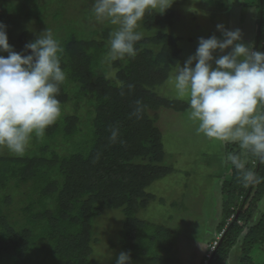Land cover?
I'll use <instances>...</instances> for the list:
<instances>
[{
  "label": "trees",
  "instance_id": "obj_1",
  "mask_svg": "<svg viewBox=\"0 0 264 264\" xmlns=\"http://www.w3.org/2000/svg\"><path fill=\"white\" fill-rule=\"evenodd\" d=\"M249 1L257 11L254 49L264 52V0ZM24 3L15 10L13 0H0L7 34L14 32V11L42 29L51 26L46 16L59 25L70 20L71 27L52 32L63 48L60 60L66 74L57 96L60 117L42 137L33 136L23 157L0 149V264H29L32 251L43 247L49 256L45 264H102L92 257V219L107 207L125 213L122 244L131 264L145 255L160 259L151 247L161 241V248H172L176 232L140 213L158 199L149 187L174 170L165 162L159 110L189 108L187 101L157 90L180 61L176 37L164 31L175 10L146 11L138 26L143 29L136 56L109 62V34L115 26L78 25L79 20L72 22L53 10L42 14L38 1ZM28 32L18 36L15 51H24ZM111 129H118L116 142L110 139ZM228 149L240 151L238 143ZM226 166L230 174L219 190L221 209L207 212L208 222L216 219L209 240L215 248L201 264H227L233 256L240 264H264L251 255L256 247L264 248V181L245 188L233 166ZM248 166L264 177V164L250 159ZM37 260L32 263L42 264Z\"/></svg>",
  "mask_w": 264,
  "mask_h": 264
},
{
  "label": "clouds",
  "instance_id": "obj_2",
  "mask_svg": "<svg viewBox=\"0 0 264 264\" xmlns=\"http://www.w3.org/2000/svg\"><path fill=\"white\" fill-rule=\"evenodd\" d=\"M173 2L93 0L95 20L116 26L109 34L106 59L134 58L135 44L142 38L137 29L146 11L164 13ZM216 27L223 38L200 37L194 55L176 67L170 83L177 98L187 99L189 119L197 122L198 134L225 144L238 143L240 151L227 152L223 162L233 166L246 188L264 181L248 166L250 159L264 164V111L258 108L264 106V52L244 42L241 29ZM62 51L59 40L44 30L17 52L9 43L7 25L0 21V149L23 157L33 136L42 137L60 117L57 96L66 78ZM117 136L118 129H111L110 139L116 142ZM116 264H131L130 253L120 252Z\"/></svg>",
  "mask_w": 264,
  "mask_h": 264
},
{
  "label": "rangeland",
  "instance_id": "obj_3",
  "mask_svg": "<svg viewBox=\"0 0 264 264\" xmlns=\"http://www.w3.org/2000/svg\"><path fill=\"white\" fill-rule=\"evenodd\" d=\"M13 1L12 9L24 8L21 4L25 0ZM37 1L41 8L40 12L44 15L47 12L52 13L53 10L61 15H68L72 18V22L74 19L79 20L80 22L76 21L78 25L84 26L89 23L97 27L103 24L92 16L93 0H35ZM249 2V0H174L169 7L176 12L174 21L164 31L176 37L180 49V61L173 67L166 81L157 87L158 93L177 98L174 85L170 83L176 67L179 64L183 66L187 58L194 55L200 37L209 38L215 34L218 38H223L221 32L217 30V24H223L225 28L231 30L241 29L243 41L255 47L257 11L255 7L248 5ZM12 9H10L11 13L14 11ZM14 13L12 24L14 32L12 35L8 33L15 45L14 49L18 45V36L24 30L29 31L28 37H25L27 43L36 39L35 32L39 31L42 34L47 30L54 34L60 30L65 33L71 27L68 25L70 20H67V25H59L51 16H46V22L51 26L50 29H42L40 24L26 22L25 18L16 16L15 11ZM104 24L111 25L107 21H104ZM141 29L143 28L137 30L140 32ZM219 54L221 53H217ZM181 100L187 101V99ZM258 108L262 111V106ZM189 113L190 108L184 111L165 108L159 110L157 124L163 133L165 162L173 166L174 170L149 187V191L158 199L140 213L143 219L171 227L176 232L175 243L170 249L161 248L159 240L158 244L151 247V253L159 255L160 259L145 255L135 260L133 264H201L204 257L209 258L212 255L213 247L209 240L215 232L216 219L213 218L208 222L207 212H218L221 209L222 195L219 190L224 179L230 174L223 158L231 151L228 149L230 143L225 144L198 134L197 122L189 119ZM161 199L166 202L161 203ZM124 221L125 213L122 208L107 207L102 214L93 217L92 257L94 259L102 264H116L119 253L126 252L122 244ZM148 233L151 235V232ZM221 236L222 233L218 238ZM194 242L196 245L193 246ZM251 255L254 262L264 263V248L256 247ZM38 258L42 260V264L48 261L46 248L43 247L40 252L32 251L29 264H37ZM33 260L37 261L32 263ZM231 263L240 264L241 261L238 256H233L227 262V264Z\"/></svg>",
  "mask_w": 264,
  "mask_h": 264
},
{
  "label": "built area",
  "instance_id": "obj_4",
  "mask_svg": "<svg viewBox=\"0 0 264 264\" xmlns=\"http://www.w3.org/2000/svg\"><path fill=\"white\" fill-rule=\"evenodd\" d=\"M215 244H216V243L212 244L213 249L215 248Z\"/></svg>",
  "mask_w": 264,
  "mask_h": 264
},
{
  "label": "crops",
  "instance_id": "obj_5",
  "mask_svg": "<svg viewBox=\"0 0 264 264\" xmlns=\"http://www.w3.org/2000/svg\"><path fill=\"white\" fill-rule=\"evenodd\" d=\"M189 262V261H188ZM232 264V263H231Z\"/></svg>",
  "mask_w": 264,
  "mask_h": 264
}]
</instances>
